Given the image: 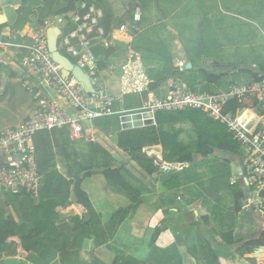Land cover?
<instances>
[{
  "label": "crops",
  "instance_id": "crops-1",
  "mask_svg": "<svg viewBox=\"0 0 264 264\" xmlns=\"http://www.w3.org/2000/svg\"><path fill=\"white\" fill-rule=\"evenodd\" d=\"M23 1L0 0V130L17 127L32 115L38 102L35 95H53L47 83L28 71L24 65L26 50L22 47L23 42L40 23L34 22L28 30L27 38H20L19 35L25 33V30L17 31L14 26L18 20L17 10ZM108 2L117 21L126 18L131 5L133 12L136 9L142 11L141 20L135 23V29L127 21L123 23L129 27L133 39L135 35L150 28L163 27L159 36L173 58L176 56L174 51L192 57L184 42L194 40L192 36L201 33L197 30L203 23L201 8L204 7L203 10L209 12V26H214L215 31L220 32V24L210 19H214L213 12L223 9V4L235 9L243 8L245 11L253 9L255 3L264 7V0ZM66 6L67 0L57 6L56 10ZM81 10L82 7L73 13L80 15ZM236 17L244 20L242 15ZM245 21L253 24L252 19ZM119 28H115L110 37L104 39L106 47L117 48L116 54L109 58V67L121 64L128 58L133 41L131 35L121 34ZM102 59L103 56H100V60ZM110 76L111 88L116 90L114 76ZM171 82L173 81L161 84L154 95L159 98L167 97ZM142 101L141 96H130L116 105L112 116L85 123V133L80 140H72L67 130L40 133L35 138L34 145L37 163L42 171L43 188L39 198L32 199L34 204L39 205L43 201V190L53 173L57 172L68 181H73L78 176L73 175V171L82 173L84 169L94 167V174L83 179L81 189L100 215L103 227L121 210H126L129 217L119 226L113 238L106 239L105 243L97 244L94 236L86 239L80 251V264H113L118 250L127 251L123 257L138 264H207L203 260V254L210 246L230 254L234 264H250L248 260H251L252 253H242L243 247L245 242L260 235L264 225V210L252 204L245 192L242 210L238 214L235 212L237 201L234 190L237 186L242 189L240 184H231L232 179L239 177L234 175L232 164L235 160L239 161L237 152L215 150L206 159H201L195 151L182 154L180 147L190 149L192 146L190 129L194 125L188 121L183 122L185 124L170 122L167 117L160 116V113L155 116L154 121L148 122L134 117L133 128L129 123L130 119L122 112L137 109ZM159 119L164 122L160 123ZM68 143L69 146L66 145ZM143 148L148 149L147 156L141 157V161L130 159L131 151ZM189 154L193 156L194 162L181 166L179 160ZM60 158L68 163L60 162ZM3 163L5 159L0 157V167ZM107 168L121 170L129 187L127 191L107 180L103 174ZM64 169L70 172L63 173ZM56 188L57 183L53 185V189ZM73 199L72 196L70 205L60 216L65 225L69 224L68 218L72 211L77 210ZM4 201H7L5 197ZM164 221H168L167 229L160 234L153 246L154 232ZM229 231L233 232L235 243L224 246L221 233ZM105 233L109 234L106 228ZM0 264H60V261L57 252H53L46 261L33 253L17 258H2L0 254Z\"/></svg>",
  "mask_w": 264,
  "mask_h": 264
},
{
  "label": "built area",
  "instance_id": "built-area-1",
  "mask_svg": "<svg viewBox=\"0 0 264 264\" xmlns=\"http://www.w3.org/2000/svg\"><path fill=\"white\" fill-rule=\"evenodd\" d=\"M81 7L85 9L86 4ZM141 16L142 11L136 9L134 21L140 22ZM102 18V12L93 6L83 18L74 13L49 17L23 42L25 67L41 77L53 95H35L38 102L33 114L17 127L0 130V157L5 159L0 167V190L27 191L32 199L39 198L43 178L36 160L35 138L42 132L67 130L72 140H80L85 133V123L112 116L118 103L130 96H141L143 101L137 109L122 112L130 119L133 128L134 117L148 122L154 121L162 112L187 110L199 111L208 119L224 125L238 145L237 154L242 163L239 177L232 179L231 184H240L250 202L264 210V80L234 84L219 92L192 89L173 81L169 83L167 97L149 96L152 83L149 68L142 56L130 48L124 62L110 67L116 81V90H113L111 80L101 75L99 58L93 51L96 41L101 40L107 45L103 39L104 31L99 27ZM71 23L77 25V29L64 36V28ZM55 28L61 30L58 41H63L75 65L95 82L96 94H88L72 74L66 78L62 76V67L52 59L49 46V32ZM119 30L121 34L131 35L127 25H121ZM174 54L173 66L181 71L187 70L190 64L187 57L178 51ZM235 101L238 102L236 108L226 111L227 106Z\"/></svg>",
  "mask_w": 264,
  "mask_h": 264
},
{
  "label": "trees",
  "instance_id": "trees-1",
  "mask_svg": "<svg viewBox=\"0 0 264 264\" xmlns=\"http://www.w3.org/2000/svg\"><path fill=\"white\" fill-rule=\"evenodd\" d=\"M63 1L65 0H24L22 6L17 10L18 20L14 26L17 31L25 30V33L19 35L20 38H27L28 30L34 22L43 24L45 19L49 17L71 14L80 9L82 4H86L85 9L79 12L82 18L92 6L102 12L103 18L100 20L99 27L104 31L103 39L109 38L113 30L119 28L120 25H124L125 21L131 25L132 29L136 28L132 5L126 18L117 21L108 0H67V6L57 11L56 7L62 5ZM66 18L67 20L71 19L70 17ZM77 27L73 23L67 25L63 30V35L68 36ZM162 29L163 27L157 26L135 35L130 45L132 50L142 56L144 64L149 68L148 76L152 81L148 92L149 96H153L164 82H177L176 79L180 80L184 76V71L173 66L172 53L159 36ZM93 36L96 35L93 34ZM58 51L76 64L68 55L62 40L58 41ZM93 51L99 58V70L103 78H111L109 58L116 54L117 48L106 47L99 40L96 41ZM100 56H103L102 60H100ZM201 58V55L196 58L190 57L192 68L185 71L192 72ZM260 68L261 72L252 74V78L256 82L264 80V66ZM202 72L206 75L208 83L219 82V75L211 74L205 69H202ZM183 84L185 87H190L185 82ZM237 105V101L231 103L227 106L226 111L236 108ZM249 105L254 106L253 103H249ZM187 111L196 112L194 110ZM167 120L177 122L176 119L172 118H167ZM185 120L193 121L197 133L198 154L201 159L213 155L215 150L238 152V145L233 141L230 133L227 136L218 134L213 126L199 116L187 117ZM159 121L160 123L164 122L160 119ZM130 154L131 160L141 161V157L147 156L149 151L147 148H143L131 151ZM193 162L194 158L191 154L183 156L179 160L181 166ZM93 169L94 167L84 169L82 176L73 181H68L57 172L53 173L49 176V182H47L41 197L43 201L39 205L34 204L31 194L27 191L14 192L3 189L2 192L7 201H4V204L0 206V254L2 258L24 257L33 253L41 260L46 261L53 252H57L60 264H80V251L86 239L94 236L97 239V244L100 245L105 243L106 239L113 238L119 226L129 217V213L126 210H121L114 214L105 227L109 232L106 235L100 215L95 211L87 194L81 189L83 179L91 177L94 174ZM39 173L42 176L40 168ZM103 174L114 186L125 191L129 189L120 169L107 168ZM55 183H57V188L53 189ZM71 184L73 185V191H71ZM234 192L237 201L235 212L238 214L242 210L241 204L246 195L245 191L238 186ZM72 196L77 210L72 211L71 216L68 218L69 224L65 225L60 220V216L70 205L69 200ZM21 199L23 200L20 201ZM167 226L168 221H164L157 226L152 239L153 246L160 234L167 229ZM221 238L224 246L235 243L232 231L221 233ZM243 248L248 254L258 249V260L264 263V225L260 235L245 242ZM203 260L207 264H234L230 254L213 246H210L204 252ZM113 264L138 263L127 261L124 257L121 258L117 255Z\"/></svg>",
  "mask_w": 264,
  "mask_h": 264
},
{
  "label": "rangeland",
  "instance_id": "rangeland-1",
  "mask_svg": "<svg viewBox=\"0 0 264 264\" xmlns=\"http://www.w3.org/2000/svg\"><path fill=\"white\" fill-rule=\"evenodd\" d=\"M203 9L204 7L200 11L203 23L197 29L201 33L192 36L194 40L184 42L190 56L194 57L200 54L202 58L192 72L184 71L182 79H176V81L185 82L190 86L189 88L199 87L201 90L213 91L226 90V88L236 83L251 81L253 72H261L260 67L264 66V7L259 3H255L253 9H246L245 11L243 8L235 9L229 7L227 4H223V9L213 12L214 19H210L220 24V32L215 31L214 26H209L210 22L207 17L209 12ZM233 15H242L244 20ZM250 19L253 20L252 25L250 22L245 21ZM187 59L191 64L189 56ZM202 69L211 74L219 75V82L208 83ZM160 116L176 119L179 124H185L183 122H187L185 120L187 117L199 116L213 126L218 134L227 136L230 133L224 125L208 119L199 111L162 112ZM188 122L193 125V121ZM190 131V143H192V146L190 149H187L186 146L180 147L182 154H187L190 151L198 153L195 127L193 129L191 127ZM66 145L69 146V143ZM59 161L63 162L64 160L60 158ZM64 162L68 163L67 161ZM232 164H234V175H240L239 169L242 167L240 158L239 161L235 160ZM62 172L67 174L70 170L64 169ZM76 174L78 175L76 178H78L81 177L82 173L73 171V175ZM3 204L4 194L0 192V206ZM245 252L244 250L242 253ZM257 252L258 249L250 255L252 257L251 260H248L250 264H264L258 260ZM125 253L127 251H117V255L121 258H123V254L125 255Z\"/></svg>",
  "mask_w": 264,
  "mask_h": 264
},
{
  "label": "water",
  "instance_id": "water-1",
  "mask_svg": "<svg viewBox=\"0 0 264 264\" xmlns=\"http://www.w3.org/2000/svg\"><path fill=\"white\" fill-rule=\"evenodd\" d=\"M61 34L59 28L52 29L49 32V46L52 54V59L62 67V76L64 78L70 76L71 74L80 81L88 94H96L97 89L95 82L92 78L82 71L78 66H76L68 57L62 55L58 51V38ZM192 65H188V69H191Z\"/></svg>",
  "mask_w": 264,
  "mask_h": 264
}]
</instances>
